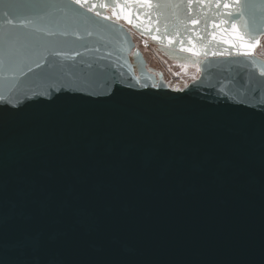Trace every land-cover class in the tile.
<instances>
[{
    "label": "water",
    "instance_id": "obj_1",
    "mask_svg": "<svg viewBox=\"0 0 264 264\" xmlns=\"http://www.w3.org/2000/svg\"><path fill=\"white\" fill-rule=\"evenodd\" d=\"M261 39L264 0H0V264H264ZM41 171L72 209L26 204Z\"/></svg>",
    "mask_w": 264,
    "mask_h": 264
},
{
    "label": "snow or ice",
    "instance_id": "obj_2",
    "mask_svg": "<svg viewBox=\"0 0 264 264\" xmlns=\"http://www.w3.org/2000/svg\"><path fill=\"white\" fill-rule=\"evenodd\" d=\"M261 75H264V72ZM106 99H111V96L106 97ZM23 182L28 186L25 202L33 206L34 211L46 210L47 213L54 214L72 209L69 197H72L73 193L78 191V186L69 183L66 177L41 171L26 175ZM66 184L67 187H65ZM32 244L34 247L39 248L40 240L34 239ZM46 264H63V261L51 259Z\"/></svg>",
    "mask_w": 264,
    "mask_h": 264
},
{
    "label": "rangeland",
    "instance_id": "obj_3",
    "mask_svg": "<svg viewBox=\"0 0 264 264\" xmlns=\"http://www.w3.org/2000/svg\"><path fill=\"white\" fill-rule=\"evenodd\" d=\"M136 47L141 50L147 67L162 75L164 82L172 89H182L199 76L198 63H180L170 59L155 44L131 31ZM144 41L147 44L143 43ZM254 55L264 59V39L254 50Z\"/></svg>",
    "mask_w": 264,
    "mask_h": 264
},
{
    "label": "bare ground",
    "instance_id": "obj_4",
    "mask_svg": "<svg viewBox=\"0 0 264 264\" xmlns=\"http://www.w3.org/2000/svg\"><path fill=\"white\" fill-rule=\"evenodd\" d=\"M143 43L147 44V42H146V41H144Z\"/></svg>",
    "mask_w": 264,
    "mask_h": 264
},
{
    "label": "built area",
    "instance_id": "obj_5",
    "mask_svg": "<svg viewBox=\"0 0 264 264\" xmlns=\"http://www.w3.org/2000/svg\"><path fill=\"white\" fill-rule=\"evenodd\" d=\"M143 38V37H142Z\"/></svg>",
    "mask_w": 264,
    "mask_h": 264
}]
</instances>
